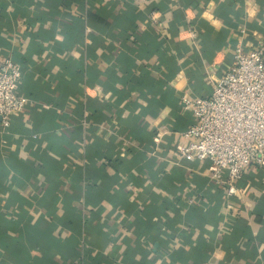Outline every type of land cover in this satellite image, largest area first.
<instances>
[{
	"label": "crops",
	"instance_id": "1",
	"mask_svg": "<svg viewBox=\"0 0 264 264\" xmlns=\"http://www.w3.org/2000/svg\"><path fill=\"white\" fill-rule=\"evenodd\" d=\"M263 42L264 0H0L31 98L0 126V264H264V166L228 195L178 151L183 94Z\"/></svg>",
	"mask_w": 264,
	"mask_h": 264
},
{
	"label": "built area",
	"instance_id": "2",
	"mask_svg": "<svg viewBox=\"0 0 264 264\" xmlns=\"http://www.w3.org/2000/svg\"><path fill=\"white\" fill-rule=\"evenodd\" d=\"M187 32L197 36L194 27ZM22 77L18 61L0 59V126L5 128L31 101L19 93ZM182 101L194 122L181 132L186 142L178 148L180 156L209 161L215 183L224 185L228 195L239 193L246 169L264 166V42L250 48L238 44L232 65L214 79L211 94L184 93Z\"/></svg>",
	"mask_w": 264,
	"mask_h": 264
}]
</instances>
